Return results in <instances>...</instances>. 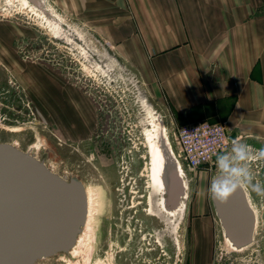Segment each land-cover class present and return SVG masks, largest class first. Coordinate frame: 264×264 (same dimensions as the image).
I'll list each match as a JSON object with an SVG mask.
<instances>
[{
	"label": "rangeland",
	"instance_id": "rangeland-1",
	"mask_svg": "<svg viewBox=\"0 0 264 264\" xmlns=\"http://www.w3.org/2000/svg\"><path fill=\"white\" fill-rule=\"evenodd\" d=\"M63 8L53 0H0V141L97 192L77 248L41 264H189L187 228H200L206 219L196 216L211 212L216 165L182 170L183 209L163 208L146 132L159 118L171 135L170 116L109 35Z\"/></svg>",
	"mask_w": 264,
	"mask_h": 264
},
{
	"label": "crops",
	"instance_id": "crops-1",
	"mask_svg": "<svg viewBox=\"0 0 264 264\" xmlns=\"http://www.w3.org/2000/svg\"><path fill=\"white\" fill-rule=\"evenodd\" d=\"M53 1L109 35L172 124L226 121L231 137L264 149V0ZM245 190L264 225V197ZM211 203L189 264H211L212 228L222 229Z\"/></svg>",
	"mask_w": 264,
	"mask_h": 264
},
{
	"label": "water",
	"instance_id": "water-1",
	"mask_svg": "<svg viewBox=\"0 0 264 264\" xmlns=\"http://www.w3.org/2000/svg\"><path fill=\"white\" fill-rule=\"evenodd\" d=\"M157 175L164 183L162 206L172 210L186 194L178 161L160 136ZM151 156V155H150ZM226 238L237 248L252 241L255 211L245 189L226 204L214 202ZM83 181L63 177L15 143L0 141V264H41L74 246L87 217Z\"/></svg>",
	"mask_w": 264,
	"mask_h": 264
},
{
	"label": "built area",
	"instance_id": "built-area-1",
	"mask_svg": "<svg viewBox=\"0 0 264 264\" xmlns=\"http://www.w3.org/2000/svg\"><path fill=\"white\" fill-rule=\"evenodd\" d=\"M230 130L226 121L208 119L172 124V138L169 136L177 148L175 150L171 143L172 150L182 170L211 169L215 166L217 155L230 152L233 142L238 140L230 136ZM248 146L254 155L259 150L252 145ZM249 165L254 181L260 182V177L264 176V161L253 159ZM212 264H264V225L257 224L252 241L241 248L234 246L223 231L218 232L212 250Z\"/></svg>",
	"mask_w": 264,
	"mask_h": 264
},
{
	"label": "clouds",
	"instance_id": "clouds-1",
	"mask_svg": "<svg viewBox=\"0 0 264 264\" xmlns=\"http://www.w3.org/2000/svg\"><path fill=\"white\" fill-rule=\"evenodd\" d=\"M253 159L264 160V149L254 155L248 145L238 141L233 142L230 152L217 155V173L207 189L210 199L226 204L238 189L243 190L245 187L264 197V184L253 183L254 176L249 165Z\"/></svg>",
	"mask_w": 264,
	"mask_h": 264
},
{
	"label": "bare ground",
	"instance_id": "bare-ground-1",
	"mask_svg": "<svg viewBox=\"0 0 264 264\" xmlns=\"http://www.w3.org/2000/svg\"><path fill=\"white\" fill-rule=\"evenodd\" d=\"M160 136L166 141V143L169 145V147L172 150V144H171V141H170L169 133L167 131V127L165 125H163L161 119L158 118V120L153 123V126L150 129H148L147 132H146V143H147V146L149 145V154L151 155L150 157H151L152 175H153V178L159 183V187H160L159 192L162 193V191L164 190V183L162 182L161 178H159V176L157 175V170L159 169L158 166H160V164H159L160 158H159V152H158V144H159ZM172 152H173V150H172ZM173 154H174V152H173ZM178 164H179V166L181 168V165H180L179 161H178ZM49 167L53 170V168L51 166H49ZM181 170H182V168H181ZM186 187H187V184H186ZM85 189H86V193H87V206H88L87 207V214H88L89 208H90L91 204H93V202L95 200V197H94L95 195L94 194L97 193V192L94 191V190H90L87 187H85ZM247 197H248L249 203H250V205L252 207V202H251V199L248 196V194H247ZM183 202H184V200L182 201V204H180L178 207L172 209L171 211H173V210L174 211L182 210L183 209L182 207H183V204H184ZM151 203H152V201H151ZM161 205H162V202H161ZM167 211H170V210H167ZM87 218H86V221L88 220ZM256 219H257V216H256ZM86 221H85L84 225H86ZM73 248H74V250H75V248H77L76 243L74 244Z\"/></svg>",
	"mask_w": 264,
	"mask_h": 264
},
{
	"label": "flooded vegetation",
	"instance_id": "flooded-vegetation-1",
	"mask_svg": "<svg viewBox=\"0 0 264 264\" xmlns=\"http://www.w3.org/2000/svg\"><path fill=\"white\" fill-rule=\"evenodd\" d=\"M203 169H205V168H202L201 170H203ZM200 216H205V215H203V214H198L196 217H200ZM206 216H210V213H208V214H206ZM192 218V217H191ZM193 218H195V217H193ZM190 225V224H189ZM193 226L192 225H190L187 229V231H189V234H191L192 235V232H193V228H192Z\"/></svg>",
	"mask_w": 264,
	"mask_h": 264
}]
</instances>
